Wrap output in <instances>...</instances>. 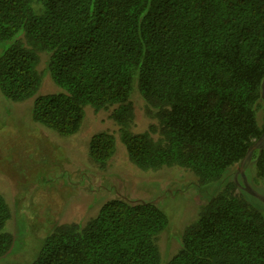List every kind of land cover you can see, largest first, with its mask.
Returning <instances> with one entry per match:
<instances>
[{
	"label": "trees",
	"instance_id": "16d2710c",
	"mask_svg": "<svg viewBox=\"0 0 264 264\" xmlns=\"http://www.w3.org/2000/svg\"><path fill=\"white\" fill-rule=\"evenodd\" d=\"M10 40L0 92L14 101L36 96L34 121L64 136L81 129L87 105L113 107L139 169L176 167L218 186L264 134V0H0V43ZM45 72L62 91L38 94ZM135 82L156 119L143 132L132 130ZM257 150L264 189V144L252 156ZM116 151L114 133L91 136L101 169ZM231 177L173 252L161 251L171 225L155 199L117 197L86 223L57 225L27 264H264V213L246 190L234 193ZM11 218L0 192V261L13 253Z\"/></svg>",
	"mask_w": 264,
	"mask_h": 264
},
{
	"label": "rangeland",
	"instance_id": "374dc122",
	"mask_svg": "<svg viewBox=\"0 0 264 264\" xmlns=\"http://www.w3.org/2000/svg\"><path fill=\"white\" fill-rule=\"evenodd\" d=\"M12 42L0 43V56ZM45 61V54H41L40 71L45 69ZM49 74L45 72L38 94L62 91ZM136 86L135 82L131 97L135 113L132 130L143 132L156 119L145 110ZM35 97L14 101L0 92V192L12 211L8 230L15 235L13 253L0 264H27L35 257L39 243L57 225L86 223L112 198L157 201L170 218V229L159 239L161 251L166 253L179 247L180 231L197 218L200 206L210 195L222 188L226 180L231 181V175L237 179L234 193L245 190L244 179L264 194L256 174L260 150L247 160L244 178L237 163L220 185L201 186L191 171L176 167L145 171L133 164L120 139L118 125L111 117L113 107L97 111L87 105L81 129L64 136L34 121L31 111ZM103 131L114 133L117 144V151L105 169L89 154L91 136ZM246 192L249 202L264 213V201Z\"/></svg>",
	"mask_w": 264,
	"mask_h": 264
},
{
	"label": "water",
	"instance_id": "95a60500",
	"mask_svg": "<svg viewBox=\"0 0 264 264\" xmlns=\"http://www.w3.org/2000/svg\"><path fill=\"white\" fill-rule=\"evenodd\" d=\"M263 98H264V87H263ZM264 144V134L261 138H259L254 144H252L246 154V156L241 160V162L239 163V167L238 170L240 172V174L242 175V177L244 178V168H245V164L247 162V160L252 156L254 150L256 148H259L260 146H262ZM236 179V178H235ZM237 181V179H236ZM243 187L245 188V190H248L250 193H252L253 195L257 196L259 199H261L262 201H264V194L259 192L258 190H256L255 188H252L249 184H247L244 179H243Z\"/></svg>",
	"mask_w": 264,
	"mask_h": 264
}]
</instances>
